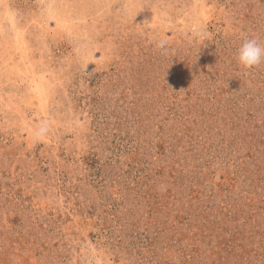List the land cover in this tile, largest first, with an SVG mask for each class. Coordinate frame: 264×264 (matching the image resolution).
<instances>
[{"label": "rangeland", "instance_id": "1", "mask_svg": "<svg viewBox=\"0 0 264 264\" xmlns=\"http://www.w3.org/2000/svg\"><path fill=\"white\" fill-rule=\"evenodd\" d=\"M245 36L264 0H0V264H264Z\"/></svg>", "mask_w": 264, "mask_h": 264}, {"label": "clouds", "instance_id": "2", "mask_svg": "<svg viewBox=\"0 0 264 264\" xmlns=\"http://www.w3.org/2000/svg\"><path fill=\"white\" fill-rule=\"evenodd\" d=\"M236 61L246 70L259 68L264 64V41L258 36H245L237 50ZM44 130L37 131V139L43 138Z\"/></svg>", "mask_w": 264, "mask_h": 264}]
</instances>
